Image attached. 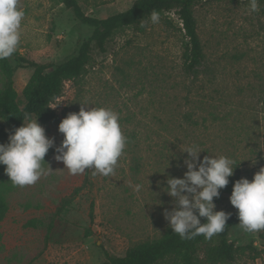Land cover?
<instances>
[{"label":"rangeland","instance_id":"obj_1","mask_svg":"<svg viewBox=\"0 0 264 264\" xmlns=\"http://www.w3.org/2000/svg\"><path fill=\"white\" fill-rule=\"evenodd\" d=\"M79 1L86 15L103 19L127 10L135 0ZM19 6L25 16L21 42L10 57L14 65L18 55L62 62L77 54L93 32L60 0H19ZM193 11L205 53L198 74L185 72L186 38L177 13L171 11L160 14L157 24L147 21L143 31H115L105 52L94 49L84 74L66 81L62 96L52 104L57 117L38 121L46 136L59 146L64 139L59 123L87 102V108L119 113L126 148L107 177L91 169L71 175L55 160V148L49 149L44 160L52 172L8 196L9 211L0 223V264H99L108 254L123 256L137 244L161 238L169 227L163 213L173 207L163 191L167 177L182 178L187 170L180 147L198 144L204 150L201 159L233 158V175L239 179L251 181L264 166V0H258L256 12L250 11L249 0H198ZM32 74L27 68L15 71L22 100ZM3 86L0 71V90ZM3 123L0 117V127ZM84 184L56 214L62 199ZM138 184L143 186L139 191ZM229 197L223 194L213 201L215 210H235ZM33 218L42 224L27 227ZM231 230L236 246L252 244L261 254L254 258L253 252L241 253L222 264H264L259 232H245L239 221ZM206 246L200 244L199 264H209Z\"/></svg>","mask_w":264,"mask_h":264},{"label":"clouds","instance_id":"obj_2","mask_svg":"<svg viewBox=\"0 0 264 264\" xmlns=\"http://www.w3.org/2000/svg\"><path fill=\"white\" fill-rule=\"evenodd\" d=\"M249 8L251 12L258 11V0H249ZM24 16L19 0H0V60L16 52ZM150 21L159 23V13L153 11ZM140 26L146 24L142 22ZM80 104L79 112L69 113L59 123L58 131L64 136L59 146L54 138L46 136L38 118L24 114L22 125L9 134L8 143L0 144V164L6 165L5 173L13 186H31L47 177L52 170L44 158L51 148H55V160L63 162L71 175L84 174L86 169L93 170L94 175L114 174L127 144L119 113L108 107L87 108L90 104L87 102ZM203 151L196 143L180 147V152L186 153L182 164L187 170L182 178L168 176L167 187L163 188L173 199V207L170 211L165 209L163 215L173 233L182 239L200 235L211 239L224 231L231 216L223 210L216 211L213 201L229 184L236 161L226 155H205L201 159ZM174 158L179 161V157ZM142 187L138 184L136 190ZM229 200L238 210L239 225L245 232L264 231V166L251 181L244 177L235 181ZM200 218H206L207 222L201 223Z\"/></svg>","mask_w":264,"mask_h":264},{"label":"trees","instance_id":"obj_3","mask_svg":"<svg viewBox=\"0 0 264 264\" xmlns=\"http://www.w3.org/2000/svg\"><path fill=\"white\" fill-rule=\"evenodd\" d=\"M198 0H135L127 10L111 15L107 18L99 19L88 16L83 11L79 0H60L68 9L72 10L75 17L82 23L91 28V36L84 40L77 54L67 58L62 62H38L23 55L16 57L14 65L10 57L0 60V71L4 78V86L0 90V117L4 123L0 127V143H8L9 134L20 127L23 123V116L29 113L32 118H38L41 123H48L57 117L52 104L62 96L66 81H75L81 77L87 67L93 62V51L97 49L105 52L107 43L115 31L131 27L137 31H143L141 23L146 24L150 20V14L156 11L160 14L175 11L184 26L186 38L185 49L183 51V65L185 72L196 75L202 66L205 53L200 39L197 21L194 15V3ZM17 68L32 69L33 74L20 93L15 86V71ZM6 165L0 164V223L5 219L9 211L8 196L18 186H13L10 178L5 173ZM239 180L238 175L229 177V184L220 190L218 201L223 194H230L233 184ZM85 186L76 187L74 192L62 199L56 214L63 212L72 203L75 196ZM238 210L227 212L231 213L226 221L223 232L214 235L211 239H206L203 235L196 236L188 240L182 239L178 234L168 227L166 233L159 239L149 240L137 244L127 250L123 256L109 255L108 260L99 264H199V247L202 243L206 246V261L209 264H222L232 262L239 254L253 252V257L257 258L261 250L253 247L252 244L246 246H236L230 241L233 227L239 221ZM201 223H206V218H200ZM42 221L33 218L27 221V227H38ZM52 223L47 228L51 231ZM259 239L264 248V231L259 232ZM4 245L0 235V253Z\"/></svg>","mask_w":264,"mask_h":264},{"label":"built area","instance_id":"obj_4","mask_svg":"<svg viewBox=\"0 0 264 264\" xmlns=\"http://www.w3.org/2000/svg\"><path fill=\"white\" fill-rule=\"evenodd\" d=\"M178 21H179V24L181 25V27H183L184 24H183L182 20L179 19V17H178Z\"/></svg>","mask_w":264,"mask_h":264}]
</instances>
